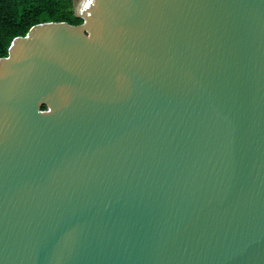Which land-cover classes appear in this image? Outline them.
<instances>
[{
    "label": "water",
    "instance_id": "1",
    "mask_svg": "<svg viewBox=\"0 0 264 264\" xmlns=\"http://www.w3.org/2000/svg\"><path fill=\"white\" fill-rule=\"evenodd\" d=\"M72 5L0 57V264H264V0Z\"/></svg>",
    "mask_w": 264,
    "mask_h": 264
},
{
    "label": "trees",
    "instance_id": "2",
    "mask_svg": "<svg viewBox=\"0 0 264 264\" xmlns=\"http://www.w3.org/2000/svg\"><path fill=\"white\" fill-rule=\"evenodd\" d=\"M46 21L78 24L81 19L73 14L72 0H0V57L7 55L14 37Z\"/></svg>",
    "mask_w": 264,
    "mask_h": 264
}]
</instances>
